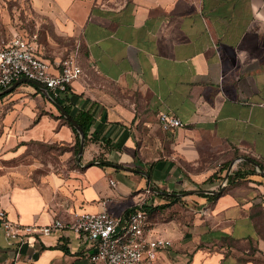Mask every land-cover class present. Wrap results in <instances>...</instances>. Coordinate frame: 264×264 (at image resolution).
Here are the masks:
<instances>
[{
  "label": "crops",
  "instance_id": "obj_1",
  "mask_svg": "<svg viewBox=\"0 0 264 264\" xmlns=\"http://www.w3.org/2000/svg\"><path fill=\"white\" fill-rule=\"evenodd\" d=\"M32 5L84 46L83 74L71 85L73 114L92 110L97 139L73 168L0 185V208L22 224H49L104 209L123 217L144 204L152 234L173 242L152 264H264L262 173L247 174L216 200L189 193L217 189V162H234L231 174L241 156L264 164V0ZM52 107L41 94L17 102L6 115L16 142L73 148L76 134ZM162 112L185 126L163 130ZM100 157L128 169L99 165ZM15 253L0 226V264H14ZM91 253L82 236L59 230L31 239L17 264H105Z\"/></svg>",
  "mask_w": 264,
  "mask_h": 264
},
{
  "label": "built area",
  "instance_id": "obj_2",
  "mask_svg": "<svg viewBox=\"0 0 264 264\" xmlns=\"http://www.w3.org/2000/svg\"><path fill=\"white\" fill-rule=\"evenodd\" d=\"M36 38L15 33L0 48V89L27 77L44 84L58 98L74 81L81 78L83 68L73 57L59 61L44 57L39 51ZM158 119L165 131L185 126L182 120L165 112L160 113ZM221 176L217 178V189L225 180V175ZM110 183L116 185V180L110 178ZM148 192L151 190L148 189ZM0 226L5 237L16 244L14 264L19 262L23 247L31 239L59 230H71L82 236L91 245V260L105 264H152L160 252L173 245L171 239L152 234L144 204L138 205L123 217L104 209L75 213L71 220L58 218L49 224H22L12 220L6 209L0 208Z\"/></svg>",
  "mask_w": 264,
  "mask_h": 264
},
{
  "label": "rangeland",
  "instance_id": "obj_3",
  "mask_svg": "<svg viewBox=\"0 0 264 264\" xmlns=\"http://www.w3.org/2000/svg\"><path fill=\"white\" fill-rule=\"evenodd\" d=\"M15 33L27 37L37 36L41 54L52 60L75 58L83 68L85 50L78 38H69L58 33L50 17L36 11L32 0H0V48ZM38 95L36 89L24 83L12 93L0 100V185L12 187L24 185L40 176L64 168L77 166L78 154L73 148L59 142L29 140L19 144L18 137L8 131L6 115L17 102ZM41 98V97H39ZM59 114L56 106L52 107ZM217 169V178H221V167ZM242 166V161H240ZM251 169L250 166H242ZM225 175V174H224Z\"/></svg>",
  "mask_w": 264,
  "mask_h": 264
},
{
  "label": "trees",
  "instance_id": "obj_4",
  "mask_svg": "<svg viewBox=\"0 0 264 264\" xmlns=\"http://www.w3.org/2000/svg\"><path fill=\"white\" fill-rule=\"evenodd\" d=\"M28 84L31 85V86H33L36 89V92L38 94H41V95H43L46 98V96L41 92V90L36 85L31 84V83H28ZM2 89H4V88H1L0 91ZM12 92H10V93H12ZM10 93H6L4 95H1L0 96V100L3 99L4 97H6L7 95H9ZM50 94L52 95V97L55 99V101L57 103L62 104L64 106V108L68 111V113H70L74 117V119L78 122V124L82 127V129H83V131L85 133L86 143L89 142V141H96L97 138H95L94 136H91L90 135V130H91V127H92V124H93V121H94V114H93V112H92L91 109H88V110H80L77 114H75V115L73 114V103H72V95H73V93L71 91V87H69V89L67 91L63 92L61 94V96L58 97V98H55L51 92H50ZM58 116L60 118L64 119L72 127L74 133L76 134V143H75V145L73 147V151H74L75 154H78L79 153V148H80V135H79L77 129L74 128L71 125V123L61 113H59ZM237 155L240 156L238 153H237ZM96 161H98V164L99 165H102V166L106 165L105 159L103 157H100V158L96 159ZM256 161L260 164L262 170H264V164L261 163V162H259L258 160H256ZM229 165H230V162H227V163L223 164V166L221 167L222 173L226 174V170H227V168H228ZM243 165L244 166H250L251 169H244L242 167ZM242 166H240L237 170L233 171V173L229 176V179H228V187L230 185H234V184L238 183V181L241 178L245 177L247 174H254L255 171H256V168L250 162H248V161L242 160ZM216 173H217V171H216ZM216 173L213 175L214 178H217L216 177V175H217ZM152 190L156 194H158L160 196L167 197L172 202H176V201H180L181 200V197L166 196L164 194H161L160 193V190L157 189V188H153L152 187ZM199 195L200 196H204V197L208 198L209 200H216L219 197V195H213V194H199ZM144 208L149 213V211H150L149 208L148 207H145V206H144ZM134 209H136V207L133 208V210Z\"/></svg>",
  "mask_w": 264,
  "mask_h": 264
},
{
  "label": "water",
  "instance_id": "obj_5",
  "mask_svg": "<svg viewBox=\"0 0 264 264\" xmlns=\"http://www.w3.org/2000/svg\"><path fill=\"white\" fill-rule=\"evenodd\" d=\"M24 83H31V84H34L36 85L40 90L41 92L56 106V108L59 110V112L71 123V125L77 129L79 135H80V148H79V153H78V159H79V162L81 161V158H82V155L84 154V150H85V145H86V139H85V133L82 129V127L78 124V122L74 119V117L68 113V111L64 108V106L62 104H59L55 101V99L52 97V95L50 94V91L49 89L42 83L36 81V80H33V79H30V78H27V77H22L20 78L19 80L15 81L13 84H11L10 86L2 89L0 91V96L1 95H4L6 93H10L12 92L13 90H15L17 87H19L20 85L24 84ZM248 161L250 162L252 165L255 166V168L257 169L258 172L262 173L264 175V170H262L260 164L248 157V156H241L238 158V161ZM94 162H90L88 164H86L87 166H91L93 165ZM107 164H109L110 166H113V167H118V168H123V169H128L126 166H123L121 164H115V163H111V162H106ZM233 165H234V162L230 165L229 169L227 170L226 174H225V180L223 181V183L221 184L220 188L219 189H204V188H201V189H197L193 192H189V193H200V194H213V195H220L222 194L225 189L227 188L228 186V179H229V176L232 172V168H233ZM170 195H178L177 193H169Z\"/></svg>",
  "mask_w": 264,
  "mask_h": 264
}]
</instances>
